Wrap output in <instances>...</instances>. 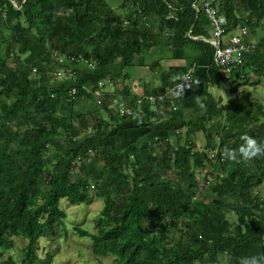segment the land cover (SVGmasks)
Instances as JSON below:
<instances>
[{
    "label": "trees",
    "instance_id": "1",
    "mask_svg": "<svg viewBox=\"0 0 264 264\" xmlns=\"http://www.w3.org/2000/svg\"><path fill=\"white\" fill-rule=\"evenodd\" d=\"M0 1V264H48L52 253L37 254L39 239L55 243L69 227L60 201L94 198L101 205L92 228L78 223L72 233L114 264H240L264 254V155H224L245 134L264 144V96L248 90L228 100L224 122L204 118L206 138L197 146L188 135L156 134L169 113L148 102L135 116L152 121L136 125L119 115L100 83L114 78L103 73L108 66L124 68L164 43L213 60L200 0ZM214 4L225 32L247 30L226 78L260 84L264 35L253 41L248 33L264 27V0ZM17 242L20 256L4 257Z\"/></svg>",
    "mask_w": 264,
    "mask_h": 264
},
{
    "label": "crops",
    "instance_id": "2",
    "mask_svg": "<svg viewBox=\"0 0 264 264\" xmlns=\"http://www.w3.org/2000/svg\"><path fill=\"white\" fill-rule=\"evenodd\" d=\"M13 4L15 0H11ZM112 7H116L119 0H108ZM204 21L208 24L209 34L212 35V24L206 18ZM239 28L232 29L225 32L223 40L227 41L226 37L238 32ZM264 35V27L256 29V35L248 33L249 40H256L260 36ZM211 37V36H210ZM204 40L209 38L203 37ZM207 57L199 48L191 47H169L167 44L154 46L149 50L142 51L137 54L130 65L121 68L118 62L108 66L104 74L113 75V79L106 76V79H111L112 82H100L105 85L104 94H107L109 99L114 101L113 107L115 108L118 101L124 100L130 105H134V102H129V96H136L138 94H149L167 86L165 81H172L181 77L186 71H191L193 77L190 84L185 87L180 94H174L166 99V101H159L157 106L153 107L151 104L148 106L151 109L159 108V113H166L168 111L169 116L157 121L156 125L161 126L156 131V134H167L171 138H176V134H180L182 137L191 136L194 139L197 146L202 145L206 138V122L204 118L210 116V120L215 122L224 119L225 111L223 104L241 93L248 90H254L255 96H264V72L260 73L261 82L258 85L252 86L249 82H244V76L239 78H226L228 74L220 71L215 65V61ZM156 64V66L154 65ZM158 64V65H157ZM171 70V71H168ZM170 72V75L162 77L163 73ZM206 74V75H205ZM255 77V73H251ZM225 79H224V78ZM203 79L206 84H201ZM238 85L236 91H231V87ZM224 85V86H223ZM226 86V88H224ZM218 93H216V91ZM129 95H123L124 92ZM221 91L224 93L226 100L222 96ZM227 93V94H226ZM261 94V95H260ZM127 96V97H126ZM133 121H136V125H143L147 121H152L149 118L147 121L145 118H139L133 116ZM131 120V119H130ZM201 140V142H198Z\"/></svg>",
    "mask_w": 264,
    "mask_h": 264
},
{
    "label": "rangeland",
    "instance_id": "3",
    "mask_svg": "<svg viewBox=\"0 0 264 264\" xmlns=\"http://www.w3.org/2000/svg\"><path fill=\"white\" fill-rule=\"evenodd\" d=\"M83 83L87 85L91 84V82L88 81ZM224 88H226V86ZM216 93H218V91H216ZM221 93L225 101L226 97L222 91ZM137 114L138 113L136 112L134 116ZM213 121L215 120L213 119ZM209 122L210 121H208V125ZM222 122H224V119H222ZM198 142H201V140H198ZM261 193L264 195V187L261 188ZM60 202V206L64 208L68 214L66 219L69 225L68 230H66V234H62L55 243H51L49 240L43 238L39 239V249L37 254L40 257H45L48 251L52 253L48 264H114L111 257L94 256L91 253L90 240L88 238H80L72 233V226L78 223L82 227L92 228L93 219L99 213L98 210L101 205L100 199L94 198L89 204L73 205L63 200ZM229 219L235 220L234 215L229 214ZM20 246L21 244L17 242L13 248L4 252L3 256L5 257L9 253L16 257L20 256Z\"/></svg>",
    "mask_w": 264,
    "mask_h": 264
},
{
    "label": "built area",
    "instance_id": "4",
    "mask_svg": "<svg viewBox=\"0 0 264 264\" xmlns=\"http://www.w3.org/2000/svg\"><path fill=\"white\" fill-rule=\"evenodd\" d=\"M201 7L203 12L207 16L208 20L211 22L213 30L212 35L209 38V41L214 46V56L213 60L224 66L225 70L223 72L227 73L228 68L231 65L240 61L242 56V51L245 48L246 44L242 42V36L246 34V27H240L238 32L232 35L227 41L223 40L225 36V17L221 14H218L214 4V0H200ZM16 5V4H14ZM1 9V1H0ZM191 81L190 72L186 71L180 79L175 82L172 86H166L162 91L155 94H145L135 99L134 105H130L125 101L121 100L116 103L115 110L119 115H129L134 116L135 108L141 105L142 102H148L153 107L156 106V103L163 101L167 97H170L181 90L177 88V85L182 86V90L189 84ZM98 94V90L95 92Z\"/></svg>",
    "mask_w": 264,
    "mask_h": 264
},
{
    "label": "clouds",
    "instance_id": "5",
    "mask_svg": "<svg viewBox=\"0 0 264 264\" xmlns=\"http://www.w3.org/2000/svg\"><path fill=\"white\" fill-rule=\"evenodd\" d=\"M177 88L182 91V86L177 85ZM177 94H180L179 92ZM244 143L239 145L238 149L226 148L224 155L229 158H236L238 151L241 158L244 160L252 159L264 155V144L258 142L254 137L244 135L242 137ZM240 264H264V254H252L240 258Z\"/></svg>",
    "mask_w": 264,
    "mask_h": 264
}]
</instances>
